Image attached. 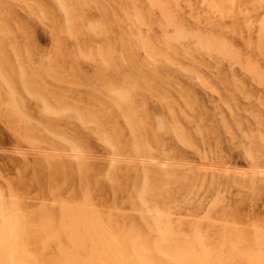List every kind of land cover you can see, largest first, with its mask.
Wrapping results in <instances>:
<instances>
[{"label":"rangeland","instance_id":"rangeland-1","mask_svg":"<svg viewBox=\"0 0 264 264\" xmlns=\"http://www.w3.org/2000/svg\"><path fill=\"white\" fill-rule=\"evenodd\" d=\"M0 264H264V0H0Z\"/></svg>","mask_w":264,"mask_h":264},{"label":"bare ground","instance_id":"bare-ground-1","mask_svg":"<svg viewBox=\"0 0 264 264\" xmlns=\"http://www.w3.org/2000/svg\"><path fill=\"white\" fill-rule=\"evenodd\" d=\"M89 220H91V219H89ZM86 222H87V221H85V223H86ZM88 222H89V221H88ZM88 222H87V223H88ZM158 222H159V219H158ZM86 225H87V224H86ZM169 225H170V224H169ZM89 229H90V228H89ZM75 231H76V230H75ZM91 236H92V235H91ZM105 240H106V239H105ZM108 240H110V239H108ZM163 241H164V239H163ZM110 247H111V246H110ZM110 247H109V248H110ZM189 249H190V248H189ZM111 251H112V250H111ZM118 252H119V251H118ZM109 255H110V254H109ZM114 256H115V255H114ZM28 258H29V257H28ZM28 258H27V259H28ZM67 258H68V256H67ZM119 259H120V258H119ZM140 261H141V260H140ZM120 262H121V261H120ZM178 262H179V261H178Z\"/></svg>","mask_w":264,"mask_h":264}]
</instances>
